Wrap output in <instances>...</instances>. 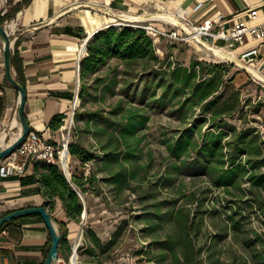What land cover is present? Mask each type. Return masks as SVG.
Here are the masks:
<instances>
[{
  "label": "crops",
  "instance_id": "0c3cea01",
  "mask_svg": "<svg viewBox=\"0 0 264 264\" xmlns=\"http://www.w3.org/2000/svg\"><path fill=\"white\" fill-rule=\"evenodd\" d=\"M5 2L6 0H0V15L13 12L17 6L22 5L13 18L5 22L8 29L16 34L13 40V56H16L21 77L17 66H13L17 77L27 84L28 99L25 111L27 120L32 131L54 142L62 141L67 135L69 115L71 116L75 102L79 78L82 86L81 65L88 53L87 43L109 22L106 18L110 17L102 8L109 13L126 17L153 15L148 19L159 15L175 17L186 11L189 19L197 24L223 15L222 25L225 28L236 22L247 21L250 10L259 8L262 15L251 24L264 21V0H12L9 4ZM86 8L90 9L95 17V20H90L88 24L83 19V15L87 13ZM155 23L162 24L159 21ZM167 26L171 27L169 24ZM221 45L241 58L246 53L258 50V53L249 55L244 61L264 74V41H257L249 36L244 45H238L233 41L223 42ZM200 50L202 46L195 43L181 44L167 39L157 44V51L161 56L171 52L187 66L194 59L201 58L200 55L194 56L195 52L203 54ZM171 54L169 56L173 57ZM251 59L254 60L249 62ZM239 70L241 69H236L232 75L233 84L245 75L249 80L253 77L247 70ZM98 73L89 78L92 81L87 82L89 87L94 84ZM107 85L103 87V84H94L90 96L95 98L96 102L104 103L106 97L103 89H110ZM0 87L4 90V94L0 96V136L5 133L8 139L18 135L21 129L18 116L20 91L7 77L4 43L1 38ZM80 100L84 109L88 104L87 92L81 98L80 90ZM113 112L114 114L119 112L118 108ZM94 113L85 111L81 115L80 122H85L86 127L78 133L77 141L95 153L96 157L83 162L80 157L72 154V172L83 184L79 189L86 201L81 220L71 219L67 215L64 202L59 197L55 198L56 206L52 212L47 209L53 215L57 227L67 231L68 242L66 245L61 243L60 247V256L66 261L58 264H70L67 259L72 250L70 253L69 248L73 249L79 239L80 264H125L119 263L120 259L116 253L121 248L129 251L135 244L128 236L130 230H133L130 213L120 209L118 197L119 193L129 188L135 173H128L126 168L132 160L125 161L123 156L117 155L123 153L120 151L122 146L125 148L128 142L135 143L136 136L128 135L129 139L126 142L122 132L116 142L111 136L105 143L99 136H102V131L111 128L108 125L104 128L102 125L108 117L101 111ZM60 114H66V118L60 126H52V120ZM256 114L260 116L262 111ZM128 116L129 113L125 116V121H128ZM110 121L114 122L111 119ZM255 121L260 123L258 119ZM87 134L95 138V146L94 144L88 146L84 142L83 135ZM93 147L97 151H93ZM93 161H97L96 165H91ZM36 162L30 163L23 175L0 174V217L18 209L45 206L47 197L38 180L43 169L41 165L37 166ZM77 163H80L78 167L75 166ZM124 170L128 177L126 184L122 186L118 174ZM162 201H167V204L159 206V211L155 205ZM173 204L175 202L171 199L161 200L151 205L155 211L145 208L146 212L140 215V220L146 222L138 233L145 238L142 240L144 244L140 250L142 255L157 252L151 255V260L157 261L158 264H179L178 259L184 260L182 253L173 255L168 245H162L170 235L179 232V228L173 224L174 216L170 211L174 207ZM191 212L193 215L195 211ZM156 214L166 216L159 219L161 220L158 223L159 227L153 229L152 218H157ZM197 215L200 217L201 214ZM84 217L87 227L84 226ZM84 227L83 235L80 237ZM160 230L164 237L156 235ZM149 237L152 238L147 240ZM50 241L52 242L50 230L40 214L20 217L0 230V264H44L48 257ZM199 245H203L204 251L210 249L209 241L200 242ZM175 249H182V246L177 243ZM204 257L205 252L201 258Z\"/></svg>",
  "mask_w": 264,
  "mask_h": 264
},
{
  "label": "rangeland",
  "instance_id": "374dc122",
  "mask_svg": "<svg viewBox=\"0 0 264 264\" xmlns=\"http://www.w3.org/2000/svg\"><path fill=\"white\" fill-rule=\"evenodd\" d=\"M11 1L6 0L5 3L9 4ZM200 51L203 54L193 52L194 56L200 55L201 60L222 65L223 68L218 71V74L224 81H232L230 79L236 69L244 70L226 59L216 57L206 47H202ZM157 54L161 63L152 60L129 62L116 57L110 58V61L108 60L102 66L97 76L102 77L100 84H103V87H106L108 83H113L111 89H103L106 101L104 103L96 102L89 92L87 94L88 104L82 109L80 103L74 116L73 134L75 140H77L81 129L86 127L85 122H80L81 115L85 111L88 113L101 111L105 117H108L102 125L104 128L106 125L111 128L102 131V136H99L105 143L110 140L111 136H113L111 139L116 142L119 135H122L125 116L128 113H136L138 121L146 119L143 124L138 126L137 134L139 135L136 143L139 145V151L137 157L126 166L128 173H135V178H131L129 188L127 187L124 192L118 195L120 209L130 213L133 225L131 229L133 230H130L128 236L130 241L135 244L129 251L121 248L117 251L116 256L120 259L124 255H128L136 264H158L157 261L151 260V255L157 252L142 255L140 250L144 244L142 240L145 238L138 233L146 224L145 221L140 220V215L146 212L145 208L155 211V208L151 207L155 202L171 199L179 207L185 206L191 211L219 209L215 217L209 212L204 214V228L207 234H203L201 240L202 243L209 241L212 248L214 244L213 251L216 253L217 264H257L256 253H261L264 257V209L260 208L259 202L252 200L255 197L250 192L251 183L246 181L248 174L241 181L242 188L247 191L243 195L237 188L231 187V192H228L227 188L216 187L205 175L194 177L177 171L175 163L178 160L169 148L170 139L177 140L183 136L187 128L195 125L193 141L203 143L205 138L203 136L208 132L215 131L214 123L211 120L202 121L204 119L202 115H206L205 110L201 106H194L192 101L188 100L186 91L178 90L177 86H173L169 91L168 95L171 94V96L164 97L167 92L166 87L173 81L171 71L181 60L171 52H166L161 56L157 51ZM170 54L173 57L169 56ZM246 77L245 75L244 78H238L234 84L229 83L221 103L225 99H230L231 104L239 101L230 121L240 130L245 125L243 121L250 119L251 121L247 125L259 130L260 143L261 140L264 142V82L256 76H253L251 80ZM80 90L82 93V86ZM174 92L178 95L172 99ZM180 101H184L183 108H180L182 106ZM117 108L119 112L114 114L113 111ZM261 111L262 114L257 116L256 112L261 113ZM207 117H211V114H207ZM110 119L114 122H111ZM255 119H258L260 123ZM235 133L233 131L232 136ZM83 138L88 146L96 145L95 138H92L91 134L83 135ZM11 140L12 138H8V144ZM93 149V151H97L96 148L93 147ZM124 150L125 148L122 146L120 151ZM188 156H190L188 160L192 161L197 157V154L193 153ZM248 158L249 156H245L242 161H246ZM92 163L91 165H96L97 161ZM79 165L80 163H77L75 166ZM249 166L252 167L250 164ZM263 171L264 168L258 173ZM191 197L193 198L191 199ZM234 210H238L236 218L242 219L243 229L237 230L232 226L230 215L234 213ZM161 231L159 232L161 235L159 233L156 235L164 237V233ZM225 233H229L228 236H220ZM150 238L152 237L147 240ZM245 239H251L253 242L247 244ZM121 262L124 263L123 261L119 263Z\"/></svg>",
  "mask_w": 264,
  "mask_h": 264
},
{
  "label": "trees",
  "instance_id": "16d2710c",
  "mask_svg": "<svg viewBox=\"0 0 264 264\" xmlns=\"http://www.w3.org/2000/svg\"><path fill=\"white\" fill-rule=\"evenodd\" d=\"M26 1V0H25ZM22 5L17 6L13 12H7L5 15H0V23H5L7 19L13 18ZM87 56L82 60V93L91 92L94 84L99 83L102 77H96L94 84L89 87V78L99 72L104 64L110 58L116 57L120 59L133 62L135 60H152L157 63L160 62V57L157 54V46L154 40L147 34L144 29H133L129 26L124 27H109L98 31L94 37L87 43ZM13 65H16L20 75V67L16 61V56H13ZM223 68L219 63H213L208 60L194 59L190 65H185L182 62L175 66L171 73L173 81L166 87L167 92L164 97L168 95L173 86H177L178 90H184L187 93V98L194 106H201L205 110L206 115L202 121H210L213 124L214 132L205 134L204 142L199 143L193 141L194 126L189 127L184 132L183 136L173 141L170 139L169 148L174 157L178 160L175 163L177 171L191 176L205 175L209 177L210 182L216 187L237 188L245 195L247 191L242 188L241 181L247 176V182L251 183L250 192L255 197L252 200L259 202L260 208L264 209V171L258 173L264 168V142L260 141V133L256 127L248 126L249 119L243 121L245 124L242 129H237L236 125L231 123L230 117L239 101L230 103V99L221 100L224 98L225 89L229 83L234 80L232 77L230 82L224 81L218 71ZM113 83H109L107 88H112ZM89 87V88H88ZM168 95V96H167ZM178 94L174 92L172 99ZM180 108L184 107V101H180ZM132 111V110H130ZM211 114V117H207ZM95 115V113H94ZM66 118V114L57 115L51 122L52 126H60L61 122ZM206 118V119H205ZM146 119L138 121L137 115L130 112L128 121H125L123 135L127 142L128 135L136 136L138 138V126L143 124ZM235 135L232 136V132ZM231 136V137H230ZM230 138V139H229ZM123 153L117 156H123L125 161L135 160L139 151V145L128 142L125 144ZM71 154L80 157L81 161L88 162L96 157V154L86 147L74 141L70 147ZM193 153L197 157L189 161L188 155ZM245 156H249L246 161H242ZM181 160V161H180ZM248 160V162H247ZM37 166H42V173L39 182L41 183L43 193L47 197L45 207L52 212L56 206L55 198L59 197L63 200L67 215L74 220H81L82 214L85 209L84 202L78 192L83 184L80 183L79 178L73 174L72 180L64 173L59 164H49L43 161L36 162ZM252 165V167L249 166ZM126 171H121L118 174L120 184H126L127 181ZM193 197H191L192 199ZM167 204V201L159 202L155 205L160 211V207ZM172 204V203H171ZM160 206V207H159ZM170 210L173 214V224L179 228V232L170 235L169 239L162 242V245H168L171 253L177 255L182 253L184 260L178 259L179 264H217L215 260L216 253L212 245H210V252L204 251L203 245H199L202 240L203 234H207L206 230L203 233L205 215L207 212L212 213L215 217L219 209L213 208L209 210H197L192 212L185 208V206L176 208V204ZM238 210L230 215L232 226L234 229H243L242 219H237ZM9 214V213H8ZM197 214H201L200 217ZM6 215V214H5ZM4 215V216H5ZM157 218H152L153 229L159 227L162 217L166 215L156 214ZM160 216V217H159ZM199 217V218H198ZM1 218V217H0ZM19 219V218H18ZM156 220L157 222H155ZM58 221V220H57ZM160 221V222H159ZM10 223V222H9ZM5 224L0 228L3 229ZM63 234L62 244L66 245L68 242L67 231L60 229ZM155 231V230H153ZM225 233L223 236H228ZM219 240V239H218ZM247 244L253 242L251 239H245ZM179 243L182 249H175ZM52 242L50 241L48 254L51 249ZM199 246V247H198ZM212 248V249H211ZM216 249V248H215ZM71 247L69 251L71 253ZM205 252V257H202ZM207 252V254H206ZM47 254V255H48ZM258 257L257 264H264V257L261 253H256ZM70 256H68L69 260Z\"/></svg>",
  "mask_w": 264,
  "mask_h": 264
},
{
  "label": "built area",
  "instance_id": "2783aa9c",
  "mask_svg": "<svg viewBox=\"0 0 264 264\" xmlns=\"http://www.w3.org/2000/svg\"><path fill=\"white\" fill-rule=\"evenodd\" d=\"M6 11L4 12V14ZM105 13V11H104ZM108 17L113 20L105 24L102 29L109 27H124L129 26L133 29H144L147 34L154 40L157 45L163 39H167L170 42H178L181 44L195 43L203 46L197 38L206 40L208 43L225 49L221 43L233 41L238 45H244L249 36L257 41H264V21L257 24H251L261 17V10L259 8H253L249 12V19L247 21H241L234 23L231 27L225 28L222 25L224 16L220 15L216 19H207L201 24L194 23L189 19L186 11L175 16L184 23V26L179 25L175 20L169 17L155 16L153 19L141 18V16L126 17L119 15L116 17L112 14H107ZM162 22V24H156L155 22ZM164 23V24H163ZM169 24L171 27L167 26ZM7 26V23H6ZM8 28V27H7ZM226 50V49H225ZM258 53V50H253L242 56L243 59L249 55ZM254 59H251L252 62ZM80 66V65H79ZM81 80L78 81V90L75 96V102L72 107L71 116L69 115L68 132L66 137L60 142H54L47 137L41 135L36 131H31L26 137L22 145L14 152L10 157L6 158L0 163V174L3 176L23 175L26 172L27 166L36 161H43L49 164H59L63 169L69 180L73 178L72 172V160L70 157L71 143L76 141L73 134L74 128V116L79 106L78 100L80 99ZM4 94L3 88L0 87V96ZM72 155V154H71ZM84 204L86 201L81 191H78ZM84 226L86 225V217L83 219ZM82 230L81 237L83 235ZM80 247L81 242H76L72 249V253L69 258L70 264H80ZM66 261L62 256H59V261ZM125 264H136L132 257L124 255L120 258ZM98 264V263H93Z\"/></svg>",
  "mask_w": 264,
  "mask_h": 264
},
{
  "label": "water",
  "instance_id": "95a60500",
  "mask_svg": "<svg viewBox=\"0 0 264 264\" xmlns=\"http://www.w3.org/2000/svg\"><path fill=\"white\" fill-rule=\"evenodd\" d=\"M102 11H105L106 14H112L116 17H120L118 14L109 13V11L103 8H102ZM151 16L153 15L141 16V18L144 19V18H148ZM160 16L169 17L175 20L174 17L169 16V15L168 16L160 15ZM177 23L181 26H184V23L182 21L180 23L179 22ZM15 35L16 34L12 33L5 24L0 23V38L2 39L4 43L6 74H7V77L10 83L20 91V105L18 109V116H19V121L21 124V129H20L18 136L13 141H11L7 146L0 148V161L5 158L10 157L14 152H16L17 149L25 141L26 137L32 131L29 121L27 120L26 113H25L27 99H28L27 84L23 79L17 77V74L14 71V66H13V40L15 38ZM197 40L207 49L212 45L204 39L197 38ZM219 49L221 50V48ZM222 50H225V49H222ZM239 58L244 61L243 58L241 57ZM233 64L236 65V63H233ZM239 67L247 70L252 76H256L260 81L264 82V77L255 73V71H250L247 67H242V66H239ZM34 214H40L43 217L51 233L52 246H51L48 257L44 264H58L63 234L61 233V230L57 227L53 215L51 214V212L47 210L45 206L23 208V209H18L12 213H9L0 218V228L4 226L5 224L12 222L20 217L34 215Z\"/></svg>",
  "mask_w": 264,
  "mask_h": 264
},
{
  "label": "bare ground",
  "instance_id": "6f19581e",
  "mask_svg": "<svg viewBox=\"0 0 264 264\" xmlns=\"http://www.w3.org/2000/svg\"><path fill=\"white\" fill-rule=\"evenodd\" d=\"M84 9V8H83ZM87 9V13L85 15H83V19L85 20V22L88 24L90 22V20H95V17L93 15V12L86 8ZM161 10V9H160ZM171 13V12H170ZM134 15V14H133ZM150 15V14H149ZM105 17V16H104ZM108 19L107 21H112L113 19L112 18H106ZM174 19L177 21V22H181V20H179L178 18L174 17ZM83 22V21H82ZM85 23V24H86ZM107 24V23H106ZM90 39V38H89ZM85 46V45H84ZM87 47V46H86ZM209 51H211L216 57L218 58H221V59H226L232 63H236V65H239V66H242V67H247L250 71H255V73L259 74L260 76H263L264 75L259 71L257 70L256 68H254L253 66L251 65H248L246 64L243 60H241L235 53L233 52H230L228 50H220L218 47L214 46V45H211L209 48H208ZM224 61V60H223ZM80 99L78 100V103H80ZM18 135L16 134L14 137L12 136V140L13 141ZM9 138V137H8ZM7 134H2L0 136V147H5L8 145V142H7ZM10 141V142H11ZM70 157H71V160H72V155L70 154ZM81 237V236H80ZM83 263V262H82Z\"/></svg>",
  "mask_w": 264,
  "mask_h": 264
}]
</instances>
